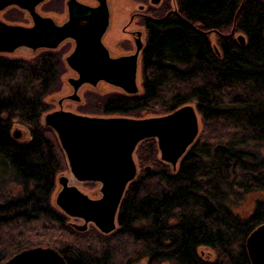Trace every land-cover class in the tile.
Here are the masks:
<instances>
[{"label":"trees","instance_id":"trees-1","mask_svg":"<svg viewBox=\"0 0 264 264\" xmlns=\"http://www.w3.org/2000/svg\"><path fill=\"white\" fill-rule=\"evenodd\" d=\"M173 1L178 15L145 23L142 95L109 97L102 110L165 115L192 103L202 130L176 169L156 164L154 141L139 147V163L151 164L154 172L129 185L118 210L119 231L99 239V250L87 237L63 240L70 229L49 205L54 177L64 167L40 117L43 98L58 86L60 57H0V190L5 183L20 188L19 196L0 204V264L32 243L38 247L43 236L67 264H250L245 241L264 225V3L244 1L233 22L241 0ZM233 27L245 46L234 36L218 39ZM13 124L28 129L29 142L14 141ZM246 198L253 199L251 210H234ZM201 249L215 259L206 261Z\"/></svg>","mask_w":264,"mask_h":264},{"label":"water","instance_id":"water-1","mask_svg":"<svg viewBox=\"0 0 264 264\" xmlns=\"http://www.w3.org/2000/svg\"><path fill=\"white\" fill-rule=\"evenodd\" d=\"M49 1L0 0V57L23 60L20 56L26 52L32 56L39 51L40 54L57 53L65 42L71 44V50L62 58L63 65L70 73L66 84L71 93L61 97L57 101V109L46 113L40 120L41 127L54 135L69 172V177L55 179L54 208L66 218L81 221L80 225L66 226L72 231L85 233L90 226L103 236H111L119 231L117 218L123 195L139 176L138 148L147 141H154L157 161L176 169L199 135V114L196 107L190 104L169 114L144 119L94 117L63 110L66 101L75 104L82 102L78 92L84 87L99 92L97 89L106 86L122 97L141 96L142 54L146 35L144 29L134 27L138 39L137 44L134 43V53L129 56L117 55L114 53L117 42L123 36H112L111 44L107 45L108 30L112 26L109 0H73L78 13H97L103 25H96L94 20L85 31L73 26L76 23L72 25L71 19L65 15L43 16L40 10ZM160 2L148 0L150 6H158ZM172 8L167 15H178ZM11 9L23 13L29 23H7L3 20L2 15ZM144 9L145 6H138L139 12ZM123 22L118 23L119 29ZM234 31L233 27L232 35ZM236 41L245 45L242 35H237ZM212 49L218 53L216 45ZM11 56L20 58H8ZM12 137L17 139L19 133H13ZM86 183L98 186L96 197L80 191L78 186ZM245 249L250 264H264V225L248 236ZM3 264L67 263L52 248L34 247L15 254Z\"/></svg>","mask_w":264,"mask_h":264},{"label":"rangeland","instance_id":"rangeland-1","mask_svg":"<svg viewBox=\"0 0 264 264\" xmlns=\"http://www.w3.org/2000/svg\"><path fill=\"white\" fill-rule=\"evenodd\" d=\"M61 4H62V0H61V2H54V0H51L48 2V4H46L45 6H43L41 8L40 12L43 16L48 14V15H54L55 17H58V15H61V17H62V16H64L63 14H66V13L62 12ZM108 5L111 8V18H112V26L108 30L109 39H111L112 36H120L121 35L120 29L118 27V23L120 21H122V22L125 21V19L128 20V18L131 15H134V19H133L134 23L130 27L134 28V27H137V24H135V22L137 21L135 14H139V15L140 14H147L151 18L157 19V18L164 16L166 11L172 10V7L174 6V4L171 0H161L160 4L158 6H153V5L150 6L148 4V0H145L142 2L141 1H135V0H109ZM139 5L145 6V9L143 12L138 11ZM2 19L5 20L6 22L8 21V22H12V23H25V22H27V24L29 23L28 20L27 21L25 20L23 13H21L18 10H15V9H11V10L5 12L2 15ZM127 20L125 22H123L122 24L126 23ZM142 27L143 26H140L137 28L142 29ZM236 36H235V38H236ZM208 39H209V43H210L211 48H213L215 45H216V47H218L217 42H216V35H212ZM66 45H69L71 47V44L69 42H65V44L63 46L65 47ZM116 47H118V46H116ZM61 49L57 53H53V55H57L58 57H60L58 54H60L59 53L60 51H63L62 55H61L58 86L54 90H51L43 98L44 105H46V112H44L41 115L40 120H42L41 118H43V115H45L46 113L57 109L56 104H57V101L61 97H66L67 95H70V93H71L70 87L66 84V79L70 76V73L65 68L64 65H63L64 67L61 65V63H63L62 62L63 56L65 54L69 53V50L65 51L64 48H63V50H61ZM39 52L34 53L33 56H36V58H34V59H33V56L27 52L24 53V55L20 56V57L23 58L22 61L32 62L33 60L37 59L40 55L49 54V53H41L40 54ZM38 53H39V55H38ZM20 57L11 56L8 58H20ZM2 58L6 59V60H12V61L14 60V59H7L4 57H2ZM16 60H20V59H16ZM16 60H14V61H16ZM97 90L99 92L90 90V89H88V87L82 88L78 92V95L81 98L82 102L75 104V103L66 101V102H64V106H63L64 109L63 110L71 111V112L81 114V115H86V116H94V117H103V116L115 117V116H119V115H106L105 113H103L102 103L104 102V100H106L109 97H112V96L122 97V96L118 95L114 89H112L110 87H106V86L99 88ZM190 105H193V104L191 103ZM193 106H195V105H193ZM160 115H163V114L159 113V112H152L151 113L149 111H146V112H140L138 114L127 115L126 117L144 119V118H149L151 116H160ZM198 119H199L198 127H199V135H200L201 130H202V120H201L200 115L198 116ZM16 132H18L20 135L17 139H14V141L17 144L22 145V144H25L26 142L30 141V135H29V131L27 128L19 126L18 124H13V126L11 128V133H16ZM59 152L61 154V158L63 161L64 170H62L61 172H58L54 177L55 179L60 177V176L69 177V172H68L67 166L65 164V159H64L61 151H59ZM138 152H139V148L137 150V153ZM137 153H136V157H137ZM259 153L262 156L264 155V151H260ZM157 158H158V156L156 155V157H155L156 161L158 160ZM137 160H138V158H137ZM138 163H139V161H138ZM152 172H154V167L151 164H149V163H139L138 164V172H137V174H139L138 178L142 177V176H148ZM55 179H54L53 191L49 197V205L54 211H56L54 208V194L56 193V190H57V186H55ZM78 187H79L80 191L87 196H90L92 198L97 196V193H98V186L97 185H94L91 183H86V184L79 185ZM1 189L2 190H0V204L4 203L5 200L11 199V198H16L17 196H19L20 188L14 183L13 184L5 183ZM252 205H253V199L246 198L244 201H240L239 204L236 205L237 209H234V210H238L241 213L242 212L243 213L248 212L251 210ZM59 215L64 219L65 227L69 224H77V225L82 224L81 221H78V220L76 221V220L66 218L65 216H63L61 214H59ZM69 231H70V233H65V234H63V236H61L63 238V240L71 239L69 237L71 235H74V237L75 236L87 237V239L94 241V242H91L89 245L91 247V244H92L93 248H97L96 250H99L98 242L100 240L109 239L112 236V235L111 236H103L97 230L93 229L90 226H89V229L85 233H78V232H75L72 230H69ZM31 235L33 237V234H31ZM38 240L42 241L41 244L37 245L38 247L53 248V246L47 245L48 244V238H46L45 236L41 237ZM32 242H33V238L30 239V243H32ZM79 242H81V241H79ZM33 246H36V245H33V243H32L30 248H34ZM83 246H85V245H83ZM53 249L55 250V248H53ZM55 251H57V250H55ZM12 253L13 252H11V254ZM199 253H201L204 256V259L206 261H213L215 259V254L210 250L201 249L199 251ZM12 256H14V255H12ZM10 258H8V259H10ZM136 264H146V260L142 259V260L138 261Z\"/></svg>","mask_w":264,"mask_h":264},{"label":"flooded vegetation","instance_id":"flooded-vegetation-1","mask_svg":"<svg viewBox=\"0 0 264 264\" xmlns=\"http://www.w3.org/2000/svg\"><path fill=\"white\" fill-rule=\"evenodd\" d=\"M95 1H98V0H95ZM61 7H62L61 8L62 12L66 13V14H63V15H65L67 18L71 19V24L72 25L76 23V25H73V26H78L81 30L85 31L88 28V26L91 24V22L94 21V20H96V25L101 26V27L103 26L102 24H100L101 21L98 18L99 15L97 13L93 14V15H90L88 13L87 14H83V13L80 14V12L78 13L77 12L78 10L76 9V4L73 3V0H62ZM169 11L170 10L166 11L165 14H167ZM135 17H136V20H137L135 22V24H137V27L143 26L142 29H144L145 35L147 36L145 23L148 20H150L151 17L149 15H147V14H140V15L139 14H135ZM133 19H134V15H131L129 17V20L126 23L120 24L121 25L120 30H121V34L123 36V39L118 41L117 42L118 44L116 43L118 47L116 48V52H114V53H116L117 55L129 56L130 54L134 53V43L137 44L138 39L136 38V32L137 31L135 30V28H131L130 27L134 23ZM25 24H27V22H25ZM95 27L96 26H94V28ZM84 31H81V32H84ZM141 38L142 37L140 36V40H141ZM79 41H80V39H79ZM111 42L112 41L109 39L108 42H107V45L111 44ZM65 47L62 46L61 50H63V48H64L65 51H68L71 48L69 45H66ZM62 52L63 51H60L59 52L60 54H58L60 56V62H61ZM47 55H52V54L49 53ZM61 65L63 66V63H61ZM142 69L143 68H141V77H142ZM11 136H13V133H11Z\"/></svg>","mask_w":264,"mask_h":264},{"label":"bare ground","instance_id":"bare-ground-1","mask_svg":"<svg viewBox=\"0 0 264 264\" xmlns=\"http://www.w3.org/2000/svg\"><path fill=\"white\" fill-rule=\"evenodd\" d=\"M172 2H173V4H174V9L176 10V11H178V9H177V4L173 1V0H171ZM244 1H246V0H241V2H240V4H239V7H238V9L236 10V12H235V14H234V16H233V22L234 21H237L238 20V17H239V14H240V11H241V8L243 7V5L245 4V2ZM262 1V0H261ZM263 2V1H262ZM173 9V8H172ZM231 30H232V28H231ZM236 35H242V34H240V33H236V31H234V34L232 35L231 34V31H230V34L228 35V36H219L218 37V39H223V40H229V37H232V36H234V38H235V36ZM243 36V35H242ZM244 37V36H243ZM233 38V39H234ZM217 39V40H218ZM244 39H245V45H246V38L244 37ZM235 40H236V38H235ZM237 42V41H236ZM238 43V42H237ZM239 44V43H238ZM240 45V44H239ZM244 45V46H245ZM241 47H243L242 45H240ZM219 56H221V52H220V50L218 49V53L216 54V56L215 57H219ZM243 92H239V93H236V92H232V96L233 97H236V96H239V95H241ZM180 108V107H179ZM178 109V108H177ZM177 109H175V110H177ZM174 110V111H175ZM156 164L157 165H160V166H162L161 165V163H159V162H157L156 161ZM68 229H70V228H68ZM71 230V229H70Z\"/></svg>","mask_w":264,"mask_h":264}]
</instances>
